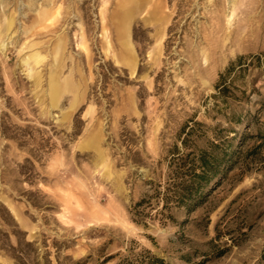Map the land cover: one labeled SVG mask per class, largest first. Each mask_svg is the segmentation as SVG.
Returning a JSON list of instances; mask_svg holds the SVG:
<instances>
[{
  "label": "rangeland",
  "instance_id": "1",
  "mask_svg": "<svg viewBox=\"0 0 264 264\" xmlns=\"http://www.w3.org/2000/svg\"><path fill=\"white\" fill-rule=\"evenodd\" d=\"M0 264H264V0H0Z\"/></svg>",
  "mask_w": 264,
  "mask_h": 264
},
{
  "label": "trees",
  "instance_id": "2",
  "mask_svg": "<svg viewBox=\"0 0 264 264\" xmlns=\"http://www.w3.org/2000/svg\"><path fill=\"white\" fill-rule=\"evenodd\" d=\"M243 60V58H239L236 63H240ZM235 64H232L230 68L226 71L225 74H222L220 76V84H218V88L221 86H225V79L226 75H228L232 68H234ZM220 87V88H221ZM222 89H225V87H222ZM221 92V91H220ZM216 159H207L205 154H201L197 159V164L192 160L191 165L188 167L186 171L182 169L185 165L180 164L178 167L179 175L178 178L180 179L178 184H175L174 187L176 188L178 200L182 202V204L186 205L192 202V198L194 196L193 189L194 185H200L201 183H207L209 176H212L214 173L213 168L215 167ZM191 172V175H189ZM189 177V179H188ZM190 180V181H188ZM189 207V206H188ZM153 259V262L160 263L159 259L151 258Z\"/></svg>",
  "mask_w": 264,
  "mask_h": 264
},
{
  "label": "bare ground",
  "instance_id": "3",
  "mask_svg": "<svg viewBox=\"0 0 264 264\" xmlns=\"http://www.w3.org/2000/svg\"><path fill=\"white\" fill-rule=\"evenodd\" d=\"M217 9V8H216ZM33 55V54H32ZM64 86V85H63ZM62 87V86H61ZM62 91V90H61ZM56 96V91L55 89H52V92H51V97H55ZM52 100V99H51Z\"/></svg>",
  "mask_w": 264,
  "mask_h": 264
}]
</instances>
